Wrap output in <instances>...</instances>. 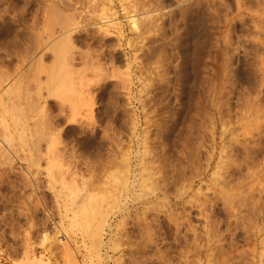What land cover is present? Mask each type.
<instances>
[{"label": "rangeland", "instance_id": "rangeland-1", "mask_svg": "<svg viewBox=\"0 0 264 264\" xmlns=\"http://www.w3.org/2000/svg\"><path fill=\"white\" fill-rule=\"evenodd\" d=\"M51 1L0 0V24L2 23V25L0 26V71H6L8 72V74L12 72V74H9V76L11 75L10 78H12L14 77L13 72L21 69L23 71V74H26V77H32V75H29V72H32L31 70H33V68H31L33 66L30 67L32 61V64H35L34 67L40 65L41 63H45V66L47 65V67L50 66L48 64H53L52 62L53 59H55V56H51L53 53V49L51 48V46H53V42L51 40L55 38V35H57L58 37V34L53 33L54 36H52V33L50 31L47 32V26L45 27V29H47L45 31L44 22L45 25H49L47 22L48 18H50L51 13H53L54 11L57 12L58 9L59 10L57 14L60 13L62 16H60V14L56 15L54 13L55 17L53 14V16H51L52 19L50 18L49 20L50 22L52 20H56V17H61L63 21L65 20V23L67 22L68 18L69 23V17H72L74 15V18L71 19H75V21L71 20L70 22L73 21L76 23L77 18V22L80 21L78 24H83L84 22L83 25L87 26V28L85 27L84 31V26L82 25V27L77 24L76 30H73L70 35V40L72 41V44L74 46L73 50L77 49L74 50L75 52L73 51L75 54H77L76 52L79 51L84 56V53L86 54V51L91 50L92 48V51L95 50L99 52V50L102 49V46L100 47V45L103 44L104 54L101 56L104 57L100 58V64L104 72H106L107 69L112 70V68H110L112 65V67L115 68L114 65L117 66L116 63L120 61L121 63L118 64L122 65H120V67H118L119 65L117 66L120 69L124 65V68L127 69L129 67V62H132L130 65L131 68L129 67L128 72H126V76L130 77V85H128L129 83L127 80L124 79L125 82L123 81V78L126 77H123V75L125 74H123V72L125 71L124 69V71H120L121 74H123L122 79L119 71H117L116 69L112 70L113 72L115 70L119 72V75L117 74V72L114 73L115 75L117 74L116 77L119 76L117 77V79L120 78L118 79V81L120 80L121 84L117 83L118 81H114L116 80L115 77H113L115 79L112 80V76L110 77L112 81L108 78L100 80L99 78L95 77L97 80H100V82L98 81V84L100 83L98 85L96 83V79H92L91 77H89L90 71L87 70L86 63L82 62L85 59L84 57L83 60L79 61L77 66H79V69L80 67H86L85 69L87 70V72L89 71L88 73H85L84 68H82L83 71H81L80 69L83 79H87L88 84H90L89 81L91 80L96 81H92L93 84H90V87L93 85L92 87L95 88L92 89L91 87L92 92L90 93H93L95 92L94 90H97L92 94V96L94 97V95L97 93L95 95V98H92L90 93L89 95L87 94L88 98L93 99L92 101L91 99L87 98L88 100L92 101L93 108H91V110H89L88 112L83 111L77 113L74 117L76 118V121L74 122V120H72V122L70 120L71 116L69 117L70 119L66 118L69 116V114H71L67 110V108H65L69 106L65 104L66 106L64 105V109H66L67 111L65 110L61 112L62 110L59 111L60 109L58 110V108L56 107V105H60V103H58L59 100L57 101L55 99L57 101L55 102V97H49L50 99L46 97V104L48 103L50 105H45L47 111L41 117L44 119V124L43 119H41V122L43 126L47 125L45 122L48 118L47 123H49V125H55L56 123L58 127H55L58 130L56 129L55 132L59 136V141H62L66 144L68 143L67 145L69 146L74 145V147H76H73L74 150L72 152L68 151L69 153H64V161H82L89 163L88 167L91 176L88 175L89 170L86 171L85 169H83L85 168L83 163L81 166H79L80 171L78 175H83L84 180H87L86 182H83H85L89 188L91 187L90 189H94L90 193L93 192L95 195L100 196L103 188H106V184L104 183V174L111 168H113L111 167V163L113 164L117 161L123 160L124 157H128L131 159L134 165L140 159L146 162L148 170L149 172H151L149 175L151 185L149 187L151 189V191L149 190L151 192L149 197L152 200L149 203H146V205L145 203L142 204L143 197L137 198V200L134 196L135 198H126V200L123 201L124 203L121 204L119 208L118 205H116L117 209L116 206H113V208L107 213V220L101 231V235L99 236L100 239L97 238V245L95 244V248H93V245H91L92 239L90 238V236H88V234L81 230L82 228L73 220L71 214L72 212L70 211V213L69 211H65V209L62 210L64 208L62 207L63 203L61 204L62 199H55V196L57 194L56 189L58 188L50 189L47 183V178L43 173H35L33 172L34 170L32 171L30 168V170L27 169V172L26 167L28 166V162L23 159L21 160L22 162H19V159L17 160L13 156H9L10 159L7 158L8 160H11V157H13L11 162L7 159H0V198L2 197L0 199V264H88L89 262H92L93 264H264V191H262L264 190L262 189L264 188V177H262L264 176L262 175L264 174V111H262L264 110V77H262V75H264V71H262L264 70V68H262L264 67V64L261 65L262 69L259 70V60H264V54H262V52H264L262 50L264 49L261 50V48L264 47L260 46L259 50L258 44L257 49H255L256 46H254V43L257 40L260 41H258L259 43L264 42L262 41L264 40L262 39L264 38V27H262L264 26V18H260V14L264 13V10H262L260 7L264 6H260L259 4H264V1L261 0L262 2H259L257 0V4L255 3V0H253V3H251L252 0H248L249 4H247V0H243V3H246L248 5L247 6L242 4V0H237L238 2L236 0H224L223 3L222 0H217L218 4L217 1L215 2V0H184V4L183 0H178L179 5L177 0H163L164 2L161 1L163 5L160 4L161 6H155L157 5V3L159 4L158 0H151L150 4L152 5V7L150 9L151 5L147 2V0H144V4L148 3V5L145 4L144 6H141V2L143 1L136 0V3L138 2V7H142H140V9H142V12H140L139 8V10H136L137 7H135L136 4L132 2L133 0H130V3L127 0L128 3L126 4L128 5H125H131L130 10L133 11V13L131 12L133 15H130L128 13V9L127 11L125 10L126 6H124V4L122 7H125L123 8L125 11H120V9L122 8L121 3H125V0H121L122 2L118 0H108L109 2H106L108 6L104 2L106 0H103L102 2L97 0V4L90 3L91 1L95 0H87L90 5H87L88 3L85 0H81L82 3L80 2V0H60V2L58 0H53L52 2ZM84 1L86 2L85 6L87 8L94 5L98 7L99 3H101L100 5H103L104 7L107 6V8L109 9L113 8L114 11H108V13H106L107 11L105 12V8L103 9L102 6L101 9L105 12H102L104 13L103 19H105L104 16H107V20L103 21L102 18H99V16L102 14L98 11L99 7L97 8V10H93L95 6L93 7V9L89 7L88 9H92L93 11H95L94 13H97L98 11L99 15L98 13L93 15V11L91 10L92 14L88 17V14H90V12L88 13L87 8L84 9L82 7L84 6ZM154 1H156L157 3L155 2V4L153 5ZM167 1L169 3L171 1L173 3H170V5ZM165 2H167L168 5ZM109 3L111 4L109 5ZM195 3L198 5V7L194 6L196 5ZM132 4H134L133 7ZM237 4L239 8H241V11H239V8L235 7L237 6ZM180 5L183 8H181ZM162 6H164L165 8ZM178 6H180L181 9L178 10ZM243 6L247 11L242 8ZM53 7H55L56 9L54 10ZM143 7L146 8L145 11H143ZM188 7L190 8L189 10H187ZM191 7L193 9L196 7L195 9L197 11L195 9H191ZM248 7H250V9H248ZM255 7L258 8L259 11ZM107 8L106 10H109ZM209 8L211 9L208 10ZM235 8L239 10H236ZM155 9L158 10V13ZM170 9L173 10L171 11ZM174 9L178 10V12L175 13ZM135 10L137 13L134 12ZM256 10L260 13V16H257V14L254 13ZM238 11L240 17L237 15ZM86 12L88 14H85ZM112 12L113 14H115V16L109 15L110 13L112 14ZM124 12H126V15H124ZM146 12L148 13V16L152 14L151 16L153 18L156 16H163L164 19L160 17V20H163L162 22H164L165 25L161 24L162 22L159 21V23L162 25L160 27V24L157 22L159 18L157 17L156 20H158L156 21L154 19L153 21L152 17L151 19L146 14H144ZM166 12L169 16L166 14ZM181 12H184V15H179L181 14ZM186 12L188 13L187 18L190 16L192 17L193 15V17L201 19L204 26V31L206 29L205 34L207 44H205V49L203 51V53L205 54H202V58H204V61L201 59L203 63L199 62L200 64L198 63L193 67H197L199 69V72L201 73L198 72L197 68L192 71L193 68L191 67L190 63L183 58V56H185L186 48L188 47V41L186 40V35L183 34L184 32L180 33V31L182 32V30H185L184 24H186L187 18H185L184 16H186ZM138 13L142 17L145 15L144 18L146 23L150 20L156 26L155 22H157L156 29L157 27L160 29L154 31L155 27H152L154 25L151 22L147 23L149 25H146V23L143 22V24L145 23V25L142 26V24H140L142 23V20H140L141 22L139 21V19L142 18H139L140 16ZM251 13H253V15ZM75 14L80 15L76 16ZM66 15L70 16L68 17ZM86 15L89 20L91 19L92 15L95 16L92 17L93 21L90 20L92 23L88 22V18L86 17ZM96 15H98V19L100 20L96 19ZM122 15L124 16V18ZM137 15L139 16V19L137 18ZM46 16L47 20L44 21L46 19ZM64 16H66L67 18H63ZM134 16L136 17V19L134 18ZM236 16L237 18H235ZM82 17L84 18V20ZM129 17H132V19H134L135 21L138 19L139 26L137 25V23H135L137 25L136 28L138 29V27H140L138 31L140 30V32L142 31V33L145 32V36L144 34L138 32L135 28L134 29L136 30V32L134 33V29H132V31L131 29L129 30L131 26L128 24H130V22L128 21L127 23L126 21L129 19ZM168 17H171L172 19ZM173 17L174 19L177 18L176 22L175 20L173 21ZM180 17H184L183 20L185 21H182V18ZM262 17H264V14H262ZM61 18L60 20L62 21ZM212 18H214L215 20ZM41 19L42 23L40 24L41 26L43 25L42 27H40L39 24ZM114 19L116 22L118 19L121 27L118 26L116 22H114ZM259 19H262L260 21L262 23L259 22ZM109 20L111 23H114H112L114 27L111 28L112 25H109V30L108 27L106 28L108 30L106 31L109 32L108 35L107 32H104L97 26H99L100 23L101 26L105 27ZM169 20L171 24L167 22ZM57 21L59 22V20L53 21L54 26L57 25L55 24V22ZM179 21H181V23L183 22V26ZM216 21L218 22V24ZM53 22L51 23L53 24ZM86 22L89 24H86ZM110 22L108 24H110ZM172 22H174L176 25L180 24L179 26L177 25V27H180L181 29L180 30L179 28H177V30H180L179 32L177 30H174L176 28V25ZM224 22L226 24H229L230 22L231 23L229 25H225ZM126 23L128 26H130L129 28L128 26H126ZM207 23H209V25ZM258 23H260V25ZM52 24L49 25V29L51 26L50 30H52ZM94 24H97V26H94ZM151 24V27L153 29L149 28ZM31 25H33L34 27H31ZM58 25L56 27H58ZM88 25L92 26L88 27ZM140 25L144 28H148L147 30L152 29V33L146 31V28H143V30ZM4 26L7 30L4 28ZM116 26H118L119 28ZM1 27L6 30L4 33L1 32ZM56 27H54V31L56 30ZM79 27H81L83 31ZM93 27L95 29L97 28L103 31L105 37L104 35H102L103 32H99V30H97L98 32H96ZM182 27H184V29ZM131 28H133V26ZM111 29L114 33L111 31ZM219 30H221L222 33ZM222 30H225L226 33ZM215 31L219 32V34ZM34 32H37L36 35L38 36L35 37ZM95 32L96 36L94 39L93 37L95 35ZM256 32H259L260 35H258ZM49 33L51 34V37L49 36ZM135 33L139 35L141 34V36L136 35ZM213 33L217 35L215 36ZM99 34H101L102 36ZM225 34L228 38H225ZM135 35L139 36L140 39L136 38ZM142 36H144V38ZM253 36H257L255 39L260 36V39L258 38L256 41H254ZM89 37H91V39ZM87 38H89L91 41H88ZM117 38V42L120 43L116 42ZM127 38L130 39V41L127 42ZM41 39L44 40L43 44H39V42H41ZM81 39L84 40V42H80ZM99 39L103 41V43L99 41ZM223 40H226V42ZM104 41L107 45L109 43L111 44L108 45L110 48L116 47L119 44L120 48L118 46L116 47L119 52L113 48L114 50L112 53L114 57L112 58L114 59H112L111 61L114 64H112L111 61L107 62L109 60L107 53L108 46L104 44ZM140 41L142 43H140ZM239 41L241 42L240 50L242 49L243 51L237 49V46L240 43ZM129 42L133 43L131 45H133V47L136 46V48L132 49L133 47L129 44ZM125 43H128V47L131 46V48H128ZM222 43L224 44V46L226 43L227 46L225 49H228L229 51L226 50L225 53L222 54L223 52L218 53L219 49H216L217 51L214 52V49L217 48L214 47V45H220V51L225 50L224 47L221 46ZM94 44L95 46H93ZM137 44H139L140 46ZM47 45H50V48ZM179 45L183 46L180 47ZM235 45L237 46L235 47ZM45 46L50 49V52H52L51 54L49 52V49L45 48ZM105 46L107 47V49L105 48ZM178 46L179 48H181L180 50L177 49ZM212 46L214 47V49ZM40 47L43 51H40ZM81 47L84 50H82ZM151 47L154 48V50H152ZM138 48L141 52L137 50ZM222 48L224 50H221ZM105 49L107 52L105 51ZM131 49L132 51H136V53H139L134 54L133 52L136 58L139 55L137 58L138 60L131 55ZM235 49L240 51L243 54V57L240 56L241 53H239ZM45 50H47V52ZM181 50L183 51V56L179 57L180 54H182ZM257 50L261 52L258 53ZM227 51L229 52V54H231H227ZM233 51L234 54H236L235 51H237L238 54L234 55L237 58L236 60H238L236 61V65H232L235 63V60L233 61L235 57L232 56ZM21 54H23V57ZM119 54L121 58L119 57ZM219 54L221 56L223 55L224 57L219 56ZM36 55L37 57H35ZM39 55L40 57H42L43 55V61L42 58L40 59ZM44 55L46 59L44 58ZM143 55L145 56V58L146 56H148L147 58L150 57L151 59L149 58L148 60H145ZM140 56L142 59H144L143 62H141L142 59L140 60ZM19 57H21V59ZM31 57H39L40 61L36 59L39 63L36 65V60H32ZM132 57L135 58V61ZM205 57L208 58L206 59ZM245 57L247 58L245 59ZM2 58H4V61H2ZM181 58H183L184 60ZM222 58H226V63L224 62V60L222 61ZM47 59L51 62L48 63ZM179 59L181 61L183 60V64ZM45 60L48 64L45 62ZM124 60L125 63L122 62ZM209 60H211V62H209ZM21 61H24L23 64H21ZM137 61H139V63ZM220 61H222L221 64L225 63L224 70H222L223 67L221 65L219 66ZM5 62L6 64L8 63V68L7 66L5 67V65H3L5 64ZM105 62L110 64L106 67ZM205 62L206 64H209L210 67L209 65H204ZM176 63H179L180 66H174L176 65ZM136 64H138V66ZM226 64H228V67H226ZM126 65H128L127 68ZM132 65L134 66L132 67ZM181 65H185V68L181 69ZM24 66L29 68V70L31 68V70L28 71V69H25ZM136 66L139 69L142 68V70L140 69V71L138 69L139 71H137ZM204 66L207 67L206 72ZM208 68H210V70ZM211 68L213 69L211 70ZM10 69L11 71H9ZM184 69H186V71ZM19 70L15 73V75H18ZM190 70L194 73L190 72ZM225 70L230 74L228 72L225 73ZM241 70H243V73L241 72ZM112 71H110V74ZM178 71L179 79H177ZM182 71H185L183 73V76L181 74ZM187 71H189L191 77L186 76L189 74L186 73ZM209 71L211 73H209ZM26 72H28V76ZM108 72L109 71L107 70V74H109ZM141 72L143 75L142 78L141 75H139L141 74ZM154 72L156 73V75ZM196 73L199 75V77ZM205 73L206 76L210 74L209 80L207 81L206 79H208V76L206 77L204 75ZM222 74L225 76L226 80L225 78H222ZM42 75L44 76L43 73ZM42 75L40 73L41 83L44 82ZM138 75L140 77H136ZM200 76H203V78L205 77L206 82L202 83L203 79L202 81H200ZM31 77H28V80L25 78L26 82L25 80H23L24 83L26 84L28 81L31 82V86L32 84L36 85L37 83L34 80V76L33 78ZM146 77H148L150 81ZM133 78L134 83L132 82ZM145 78L149 81L147 86H145V83L147 81L143 82L144 85L141 82L145 80ZM191 78H193L195 85L193 84V81L190 80ZM182 79L183 81H180ZM227 79H229V81ZM103 80H105V82H103L102 84L101 81ZM225 81L228 82L226 83ZM187 82L189 84L191 82L193 88L191 84L190 86H188L189 84ZM84 83H87V81H85ZM112 83L116 85L113 87ZM140 83L142 85H140ZM9 84L10 80H5L1 84V86L3 87L0 86V90H5L9 86ZM208 84L212 85L211 90L213 92L211 90H208ZM95 85L97 86V88L99 87L100 90H98L99 88L97 89ZM122 85L123 88L124 86L127 87L126 85H128V87L123 89ZM142 86L145 87L143 88ZM153 86H156L158 90H153ZM119 87L123 89V92ZM178 87L180 89H177ZM191 88L195 92H192V90H190ZM125 89H128L130 91H124ZM137 89H142V92L138 91ZM217 89L218 91H220L219 93L218 91L215 92V90ZM196 90H198L199 93ZM199 90H201V92ZM115 91L118 93H116ZM125 92L128 93V95ZM185 92H187L186 95L183 94ZM211 92L214 94L217 93V95L215 94L217 97H215L214 94H211L212 96H210ZM189 93H191V95H189ZM200 94L202 95L200 96ZM59 108H61V105ZM84 112H86L87 114H83ZM64 115L67 116L65 117ZM78 115H81V117H79ZM64 117L68 120H66ZM49 125L47 126L49 127ZM221 159L222 161H220ZM6 160L8 162H6ZM109 160L111 163L108 162ZM108 163H110V165ZM75 177L77 178L79 176ZM76 180H78V178ZM81 180L82 179L80 178L77 183H82ZM217 182L219 184H216ZM86 184L85 188L87 189L88 187L86 186ZM220 184L221 187L219 186ZM94 186L96 189L94 188ZM227 188L231 189V191ZM97 189L99 194L95 192L97 191ZM104 192H102V194ZM220 192L223 193L221 194ZM231 195L234 198L231 197ZM132 199H136V201L133 202ZM52 200H54L55 202ZM138 202L141 203L139 204ZM63 211L65 215L63 214ZM70 218L72 219V221ZM145 225H147V227ZM74 227H76L77 230ZM140 227H143L141 229H144V231L141 230ZM67 236L68 238H66ZM60 241H62L63 243ZM64 243H67V245L64 246ZM66 249H68L69 251ZM69 255L71 256V258Z\"/></svg>", "mask_w": 264, "mask_h": 264}, {"label": "bare ground", "instance_id": "bare-ground-1", "mask_svg": "<svg viewBox=\"0 0 264 264\" xmlns=\"http://www.w3.org/2000/svg\"><path fill=\"white\" fill-rule=\"evenodd\" d=\"M51 1V0H50ZM53 1V0H52ZM51 1V2H52ZM59 2H60V0H58ZM87 3H88V1L87 0H85ZM84 1V6H85V2ZM95 1H96V3H95ZM95 1H91L90 3H94V4H97V2L98 1H103V0H95ZM111 1V0H110ZM118 1H121V0H118ZM130 0H128V2H129ZM132 1V0H131ZM137 1H140V0H137ZM141 1H143V2H141V6H144L145 4L146 5H148V3L150 4V2H151V0L149 1V0H147V2L148 3H145L144 4V0H141ZM161 1H163V0H158V2H159V4L156 2V1H154V3H153V5L155 4V2L157 3V5H155V6H161L160 4H162V2ZM172 1V0H171ZM170 1V3L172 4L173 2H171ZM178 1V0H177ZM176 1V2H177ZM196 1V0H195ZM194 1V2H195ZM214 1V0H213ZM212 1V2H213ZM217 0H215V2H216ZM223 1L224 0H222V3H223ZM237 1V0H236ZM241 1V0H240ZM246 1V0H245ZM251 1V0H250ZM249 1V2H250ZM259 2H262V1H264V0H258ZM258 1L257 0H255V3H257L258 4ZM48 2V1H47ZM64 2V1H63ZM76 2V1H75ZM80 2H81V0H80ZM105 2V4L107 5V3L106 2H109L108 0H106V1H104ZM103 2V3H104ZM122 2V1H121ZM124 2V1H123ZM127 2V0H125V3H121L120 5H121V7L123 6V4H124V6H126V5H128V4H126V3H128ZM133 3H135L136 5H137V3H136V0H135V2H134V0L132 1ZM131 2V3H132ZM161 2V3H160ZM164 2V1H163ZM168 2V1H167ZM167 2H165V3H167ZM181 2V1H180ZM184 0H183V4H184ZM210 2V1H209ZM238 2V1H237ZM236 2V3H237ZM247 2V4H249L248 3V0L246 1ZM254 1L252 0V2L251 3H253ZM68 3H69V1H68ZM82 3V2H81ZM90 3H88L87 5H90ZM112 3V2H111ZM111 3H109V5L111 4ZM130 3V2H129ZM142 3H143V5H142ZM169 3V2H168ZM168 3H167V5H168ZM169 3V4H170ZM214 3V2H213ZM222 3H221V5H222ZM235 3V2H234ZM254 3V4H255ZM49 4V3H48ZM50 4H53V3H50ZM101 3H99V5H98V7H99V13H102V12H104L102 9H101V7L103 6V5H100ZM126 4V5H125ZM170 4V5H171ZM177 4V3H176ZM182 4V3H181ZM182 4V5H183ZM194 4V3H193ZM196 4V3H195ZM212 4V3H211ZM217 4H218V1H217ZM233 4V3H232ZM241 4V3H240ZM242 4L243 5H247L246 3H243V0H242ZM241 4V5H242ZM256 4V5H257ZM260 4V6H264V4H262V3H259ZM56 5V4H55ZM91 5H93V4H91ZM105 5V6H106ZM119 5V6H120ZM135 5V7H137L136 8V10H139L140 9V7H138V5L136 6ZM151 5V4H150ZM149 5V6H150ZM163 5V4H162ZM178 5H179V1H178ZM210 5V4H209ZM208 5V6H209ZM215 5V4H214ZM240 5V6H241ZM68 6V5H67ZM80 6H82V5H80ZM82 6L84 9H86L87 7L85 6ZM95 6V5H94ZM94 6H89L90 8H92L93 9V7ZM108 6V5H107ZM107 6L106 7H104L103 6V9L105 8V12L106 13H108V11L110 12V11H114V9L112 8V9H109V8H107ZM113 6V5H112ZM115 6V5H114ZM131 5L129 4V6H126V8L125 7H122L121 9H120V11L121 12H123L122 10H124L123 8H125V10L127 11V9H128V13L131 15L132 13H133V11H131L130 10V7ZM134 6V4H132V7ZM148 6V7H149ZM165 6V5H164ZM164 6H162V7H164ZM177 6V5H176ZM181 6V5H180ZM180 6H178V10L179 9H181V8H183L182 6H181V8H180ZM191 6V5H190ZM194 6H197L198 7V5L196 4V5H194ZM216 6V5H215ZM237 6H238V4H237ZM237 6H235L236 8H239V6L237 7ZM248 6V5H247ZM246 6V7H247ZM255 6V5H254ZM258 6V5H257ZM259 6V7H260ZM65 7V6H64ZM88 7V8H89ZM97 6H95V8L93 9V10H97V8H98ZM128 7V8H127ZM134 7V8H135ZM146 7V6H145ZM151 7H152V5L150 6V9H151ZM185 7H187V6H185ZM229 7V6H228ZM54 8V10L56 9L55 7H53ZM87 8V10H88V13L90 12V14H88L87 12L85 13V14H88V17L92 14V12H91V10L92 9H88ZM106 8L107 9H109V10H106ZM111 8V7H110ZM116 8V7H115ZM139 8V9H138ZM142 8V7H141ZM144 8V7H143ZM147 8V7H146ZM146 8H144V10L143 11H145L146 10ZM154 8V7H153ZM157 8V7H156ZM159 8V7H158ZM165 8V7H164ZM176 8V7H175ZM196 8V7H195ZM194 8V9H195ZM212 8V7H211ZM211 8H209L208 10H210ZM216 8V7H215ZM220 8V7H219ZM235 8V9H236ZM243 9H244V6L242 7ZM256 8V7H255ZM262 10H264V7H260ZM133 9V8H132ZM177 9V8H176ZM176 9H174V11H175V13L176 12H178V10H176ZM190 8L188 7V9L187 10H189ZM191 9H193L192 7H191ZM193 9V10H194ZM214 9V8H213ZM226 9V8H225ZM229 9H231V8H229ZM228 9V10H229ZM234 9V8H233ZM240 9V10H239ZM239 9H236V10H239V11H241V8H239ZM242 9V10H243ZM248 9H250V7H248ZM256 9H258V8H256ZM52 10V9H51ZM53 10V11H54ZM59 10V9H58ZM58 10H57V12L56 11H54L53 13H51V15H50V18H51V16H53V14L55 13L56 15H59V14H57L58 13ZM87 10H84V11H87ZM92 10V11H93ZM100 10H102V11H100ZM124 10V11H125ZM134 10V9H133ZM136 10L134 11L135 13H137L136 12ZM142 9H140L139 11L140 12H142L141 11ZM154 10V9H153ZM156 10V9H155ZM163 10V9H162ZM171 11L173 10V9H170ZM186 10V9H185ZM185 10H184V12H185ZM196 10V9H195ZM236 10H235V12H236ZM245 10V9H244ZM243 10V11H244ZM252 10V9H251ZM98 11H97V13H98ZM130 11V12H129ZM138 11V12H139ZM152 11V10H151ZM157 11V13H158V10H156ZM166 11V10H165ZM164 11V12H165ZM174 11H173V14H174ZM181 11V10H180ZM197 11V10H196ZM218 11V10H217ZM239 11L237 12V15L239 16ZM242 11V12H243ZM245 11H247V10H245ZM258 11H259V9H258ZM75 12V11H74ZM95 11H93V15L94 14H97V13H94ZM104 12V13H105ZM132 12V13H131ZM155 12V11H154ZM168 12H169V10H168ZM184 12L182 13L181 12V14H179V15H184ZM200 12H201V10H200ZM206 12H207V10H206ZM211 12V11H210ZM249 12V11H248ZM45 13V12H44ZM47 13V12H46ZM99 13H98V15H99ZM104 13H102L100 16H99V18H102V20L104 21V20H107V16L105 17L104 16V18L105 19H103V14ZM117 13V12H116ZM153 13V12H152ZM156 13V12H155ZM154 13V14H155ZM160 13V12H159ZM161 13H162V11H161ZM170 13H172V12H170ZM191 13V12H190ZM195 13V12H194ZM254 13H256L257 14V16H260L261 15V17L260 18H264V17H262V14H264V13H262V14H260L259 12H257V10L254 12ZM55 14H54V17H55ZM123 14V13H122ZM139 14V13H138ZM142 14V13H141ZM144 14H148L147 12L146 13H144ZM151 14V13H150ZM149 14V15H150ZM164 14V13H163ZM166 14L168 15V13L166 12ZM165 14V15H166ZM187 12H186V16H184L185 18H187ZM220 14V13H219ZM248 14V13H247ZM252 15H253V13H251ZM255 14V15H256ZM260 14V15H259ZM76 15V14H75ZM80 15V14H79ZM79 15H76V16H79ZM92 15V17H95V16H93ZM98 15H96V19H98ZM106 15H108V14H106ZM110 16H115V14H113V12H112V14L110 13L109 14ZM124 15H126V12H124ZM133 15V14H132ZM152 15V14H151ZM148 16V17H152V16ZM157 15H159V14H157ZM178 15V14H177ZM232 15V14H231ZM230 15V16H231ZM1 16V15H0ZM16 16V15H15ZM60 16H62L61 14H60ZM66 16H68V15H66ZM66 16H64L63 18H65ZM70 16V15H69ZM68 16V17H69ZM74 16V15H73ZM69 17L70 18V20H69V23H68V18H67V22L65 23L64 21H63V19L61 18V17H56V18H53V19H56V20H59V22L57 21V22H55V24H59L58 25V27H56V26H54V22L53 21H56V20H52L51 22H53V24L49 21L50 20V18H48V20H47V16H46V19L44 20V21H46L47 20V22H48V24L49 25H53L52 26V30L54 31V27H56L55 29V31H56V33H55V31L53 32L52 30H50L51 29V26H50V29H49V25H45V22H44V29H45V27L47 26V29H45V31L47 30V32L48 31H50L51 33H52V36H54V34H58V37H57V35H55V38L53 39V40H51L53 43H52V45L53 46H51V48L53 49V53L52 52H50V45H47V46H49V48L47 47V46H45V48H48L49 49V52H50V54L52 53V55L51 56H55V59H53V64H48V63H50L51 61H49L48 59H49V57H48V63L46 62V60H45V62L48 64V65H50V66H48L47 67V65L45 66V63H41L40 65H37L39 62L38 61H40V59L43 57V55H42V57H40V55H39V57H40V59H39V57L38 58H35V57H37V55L34 57V58H32V60H36L35 61V63H36V67H34V65L32 64L33 63V61H32V63L30 64V67L31 66H33V67H31V68H33V70H31V68H30V70L32 71V72H29V75H32V77L31 76H28V72H26L27 73V76L28 77H31V78H33V76H34V80H35V82L37 83L36 85H33L32 84V86H34V87H32L31 86V82H28L27 81V83L25 84L24 83V81L23 80H25V78L27 79L28 77H26L25 75L26 74H23V71L20 69H18L19 70V73H18V75H15V73L18 71H16V72H13L14 73V77H12V78H10V76H9V74H12V72L11 73H9L8 74V72H6V71H0V86H1V84L5 81V80H7V79H9L10 80V84H9V86L4 90H0V159H7V158H9V156H13V157H15L17 160L19 159V162H22L21 160L23 159V160H25L26 162H28V166L26 167V171L28 172V170H34L33 172H35V173H43L45 176H46V178H47V183H48V186H49V188L50 189H56V188H58V189H56L57 190V194H56V196H55V199L56 198H61L62 199V202H61V204L63 203V205H62V207H64L62 210H64L65 209V211H71L70 213L72 214V218H73V220L76 222V224L77 225H79L81 228H79V229H81V230H83L86 234H88V236H90V238L92 239V242H91V245H93L92 247L93 248H95L94 246H95V244L97 245V238H99V236L101 235V231H102V229H103V227H104V225H105V223H106V220H107V213H108V211L109 210H111L112 208H113V206H116V205H118V208L121 206V204H123L124 202L123 201H125L126 200V198H128V197H133V198H135L136 197V199L137 198H142L143 199V201H142V204L143 203H149L152 199L149 197V195H150V191H151V189L149 188L151 185H150V177H149V175H150V173L151 172H149V170H148V167H147V165H146V162H144L142 159H140L139 161H137V163L134 165L133 164V162L131 161V159L130 158H128L127 156V158H123V160H120V161H117V162H115V163H111L110 162V160L108 161V162H110L111 163V167H113V168H111V169H113V170H109V171H107L104 175H105V177H104V175H103V177L105 178V180H104V183L106 184V188L104 189L103 188V190H102V192H104V190H105V192L102 194V192H101V195L99 196V195H95L93 192V194L92 193H90L92 190H94V189H90L88 186H87V184L85 183L86 181L84 180V176L82 177L81 175H78L79 174V171H80V168H79V166H81L82 165V163L84 164V167L85 168H83V169H85L86 171H88L89 170V167H88V164L89 163H87V162H82V161H73V162H69L68 160V162L67 161H64L63 160V158L65 157L64 156V153H66V152H68V151H73L74 149H73V147H74V145H67L66 143H64V142H62V141H59V139H58V134L55 132L56 131V127L55 126H57L56 125V123H55V125H49V123H47L48 122V118H47V121L45 122L47 125H49V127L47 126V125H45V126H43V124H44V119L43 118H41L42 117V115H44V113L47 111L46 109V106L47 105H50V104H46V97L47 98H53V97H55L54 98V100L56 99L57 101H58V103H60V105H61V108H59L60 107V105L58 106V105H56V107L58 108V110L59 111H61V112H63V111H65L66 109H64V105L66 104L67 106H69V107H65V108H67V110L71 113V114H69V112H68V114H69V116L68 117H66L65 115V117L66 118H68V119H70L69 117L71 116V121L72 120H74V122L76 121L75 119L76 118H74L75 116H76V114L77 113H80V112H83V111H86V112H88L89 110H91V108H93L92 106H93V103H92V101H93V99L92 98H95V95L97 94H95L94 95V97L92 96V94L93 93H95L97 90H94L95 92H93V93H90V92H92L91 91V87L93 86H91L90 87V84H93V82L95 81V80H91V81H89V83L90 84H88V80L87 79H83V76H82V74H81V71H83V69L82 68H84V67H80V69H81V71H80V69H79V66H77V64L79 63V61H81V60H83L84 59V57H85V59L82 61L83 63H86V66H87V70H89L90 71V76L89 77H91L92 79L94 78V79H96V78H99L100 80L101 79H106V78H108V79H110V77L112 76V80L113 79H115L116 78V80H114V81H118V79H120V78H118L117 79V77H119V76H117L116 77V75L120 72V71H124L123 72V74H121V72H120V76H121V79H122V75H123V77L124 76H126V72H128V68L130 67V65H131V63L132 62H129V67L127 68V66L128 65H126V68L127 69H125L124 67H125V65L120 69V68H118V67H120V65H122V64H118V63H121V61L120 62H118V63H116V65L118 66H115L114 65V67L115 68H113L111 65V67L110 68H112V70L113 69H116L117 71H119V72H117L116 70L114 71L115 73L117 72V74L115 75V73L112 71V70H109V69H107L109 72V74H107V70H106V72H104V70L102 69V67H101V64H100V58L101 57H104V56H101V55H103L104 54V47H103V44L102 45H100V47L102 48L101 50H99V52H97V51H95V50H93L92 51V49L91 50H87L86 51V49H85V51H86V54L84 53V56L81 54V52H79V51H77L76 53L77 54H75L74 52V50H77V49H74L73 50V48H74V46H73V44H72V41L70 40L71 39V37H70V35H71V33L73 32V30H76V26H77V24L80 22L79 20V22H77V18H76V23L75 22H70L71 20H74L75 21V19H71V18H74V17ZM118 16V15H117ZM123 16V15H122ZM139 16H140V14H139ZM138 15H137V18L139 17ZM145 16V15H144ZM144 16L142 17V16H140L139 18H142V19H139V21L140 20H142V23H140V24H142V26L143 25H145V18H144ZM146 16V17H147ZM156 16V15H155ZM169 16V15H168ZM172 16V15H171ZM189 16H190V14H189ZM18 17V16H17ZM44 17V16H43ZM86 17H87V15H86ZM87 17V18H88ZM92 17H91V19L90 20H92ZM121 17V16H120ZM119 17V18H120ZM158 16H156V17H152L153 18V21H154V19L156 20V18H157ZM160 17H162L163 18V16H159L158 18H159V20L157 21L158 23H159V21H161L160 20ZM166 17V16H165ZM184 17L182 18V17H180V18H182V21H185V20H183L184 19ZM205 17V16H204ZM215 17V16H214ZM227 17V16H226ZM229 17V16H228ZM240 17V16H239ZM256 17V16H255ZM255 17H252V18H255ZM60 18L62 19V21L60 20ZM83 18V17H82ZM108 18H110V17H108ZM113 18V17H112ZM111 18V19H112ZM117 18V17H116ZM115 18V19H116ZM123 18H124V16H123ZM122 18V19H123ZM127 18V17H126ZM125 18V19H126ZM134 18L136 19V17L134 16ZM144 18V19H143ZM151 18V19H152ZM168 18H170V19H172L171 17H168ZM235 18H237V16L235 17ZM43 19V18H42ZM42 19L40 20V22H39V24L40 23H42L41 21H42ZM52 19V18H51ZM95 19V18H94ZM115 19H114V22H116L115 21ZM138 19L135 21L134 19H132V17L130 18L129 17V19L128 20H126L127 21V23H128V21L130 22V24H128V25H130L131 27L133 26V28H131L130 26H128L127 25V23H126V26H128V28H129V30L131 29V31H132V29H136L137 31H138V29H140V27H138V29L136 28L137 27V25H138ZM147 19H149V18H147ZM164 19V18H163ZM177 19V18H176ZM176 19H174V17H173V21L175 20V22H176ZM212 19H214V18H212ZM219 19V18H218ZM258 19V18H257ZM3 20V19H2ZM2 20H1V22H2ZM83 20H84V18H83ZM87 20V19H86ZM89 20V18H88V22H90V23H92L91 21ZM98 20H100V19H98ZM101 20V21H102ZM144 20V21H143ZM168 20V19H167ZM215 20V19H214ZM222 20V19H221ZM256 20V19H255ZM262 19H259V22L261 21ZM4 21V20H3ZM93 21V20H92ZM163 21V20H162ZM161 21V22H162ZM47 22H46V24H47ZM82 22V21H81ZM106 22V21H105ZM109 22H110V20H109ZM108 22V23H109ZM141 22V21H140ZM143 22H145L144 24H143ZM149 22H151L152 23V21H148L147 23H149ZM157 22H155L156 23V26H157ZM167 22H169L170 24H171V22H170V20L169 21H167ZM178 22V21H177ZM180 23H181V21H179ZM206 22V21H205ZM217 22V21H216ZM227 22H228V20H227ZM74 23H75V25H74ZM94 23V22H93ZM96 23V22H95ZM98 23V22H97ZM107 23V22H106ZM106 24L105 25V27L104 26H101L100 25V23H99V26H97V24L95 25L94 24V26H97L99 29H101V30H103L104 32H107L108 30H109V25H112V23L110 22V24ZM117 24H118V26H120V24H119V22H118V19H117V22H116ZM115 23V24H116ZM135 23H137V25L135 24ZM146 23V25H149V24H147ZM172 23H174V22H172ZM225 23V22H224ZM231 23V22H230ZM229 23V24H230ZM256 23H257V21H256ZM260 23H262V22H260ZM260 23H258L259 25H260ZM33 24H34V22H33ZM63 24V25H62ZM83 24H84V22H83ZM82 23H80V24H78V25H80V26H82L83 25ZM86 24H89V23H87L86 22ZM114 24V23H113ZM153 24V23H152ZM152 24L150 25V27L149 28H152V27H155V29H156V26L154 25V26H152ZM160 24V23H159ZM161 24H164L165 25V23L164 22H162ZM160 24V27L162 26ZM169 24V25H170ZM175 24V23H174ZM182 24V26H183V22L181 23ZM208 25H209V23H207ZM213 24V23H212ZM211 24V25H212ZM217 24H218V22H217ZM228 23L226 24L225 23V25H229ZM2 25V23L0 24V26ZM3 25H4V22H3ZM72 25H74V26H72ZM136 25V26H135ZM176 25V24H175ZM174 25V26H175ZM178 25V24H177ZM177 25H176V28L174 29V30H177V28H179L180 29V27H177ZM180 25V24H179ZM178 25V26H179ZM186 25V26H185ZM206 25V24H205ZM262 25V24H261ZM7 26V25H6ZM36 26V25H35ZM43 26V25H42ZM41 26V24H40V27H42ZM72 26V27H71ZM84 26V25H83ZM82 26V27H83ZM91 27L92 25H88V27ZM101 26V27H100ZM118 26H116V27H118ZM135 26V27H134ZM139 26V25H138ZM141 26V25H140ZM141 26V27H142ZM152 26V27H151ZM218 26H220V25H218ZM252 26H253V24H252ZM31 27H34L33 25H31ZM37 27V26H36ZM85 27L87 28V26H84L83 27V29H84V31H85ZM102 27H103V29H102ZM108 27V30L106 29ZM114 27V25H112V27L111 28H113ZM121 27V26H120ZM184 27H185V30L183 31L182 30V32L178 29L177 31L179 32L180 31V33H183L184 35H186V40L188 41V47L186 48V51H185V56H183V48H182V54H180V56L179 57H182L183 56V58L187 61V62H189L190 63V65H191V67L193 68L195 65H197L199 62H202V60L204 59V58H202V54H205V53H203V51H204V47H205V44H207L206 42V34H205V31H206V29H205V31H204V26H203V23H202V21H201V19H199V18H197V17H193V15H192V17L190 16V17H188L187 19H186V24H184ZM184 27H182L183 29H184ZM213 27H215V26H213ZM227 27V26H226ZM256 27V26H255ZM258 27V26H257ZM262 27H264V26H262ZM2 28V27H1ZM4 28L6 29V27L4 26ZM80 29H81V27H79ZM94 28V27H93ZM92 28V29H93ZM119 28V27H118ZM144 27H142V29H143ZM146 28V27H145ZM144 28V29H145ZM172 28H173V24H172ZM212 28V27H211ZM222 28V27H221ZM5 29H1V32H5L6 30ZM39 29V28H38ZM95 29V28H94ZM99 29H95L96 30V32H98L97 30H99ZM134 29V31H133V33L134 32H136V30ZM143 29V30H144ZM148 28H146V31H148V32H151V30L153 29H149V30H147ZM154 29V31H157V29H160V28H158L157 27V29L155 30ZM217 29H218V27H217ZM82 30V29H81ZM94 30V31H95ZM101 30H99V32L101 31ZM107 30V31H106ZM114 30V29H113ZM123 30V29H122ZM213 30V29H212ZM79 31V30H78ZM83 31V30H82ZM93 31V30H92ZM103 31H101V32H103ZM111 31H112V29H111ZM121 31V30H120ZM130 31V32H131ZM153 31V32H154ZM220 32H221V30H219ZM222 31H224L225 33H226V31L225 30H222ZM262 31V30H261ZM38 32V31H37ZM36 32V33H37ZM77 32V31H76ZM96 32L94 33L95 35H94V39H95V36H96ZM104 32H103V34L102 35H104ZM113 32V31H112ZM138 32H140V30L138 31ZM137 32V33H138ZM176 32V31H175ZM214 32V31H213ZM216 32V31H215ZM36 33L34 32V36L36 37V36H38V35H36ZM54 33V34H53ZM108 33V35H109V32H107ZM114 33V32H113ZM124 33V32H123ZM137 33H135L136 35H139V34H137ZM141 34H144V33H142V31L140 32ZM152 33V32H151ZM158 33V32H157ZM216 33H218L219 34V32H216ZM222 33V32H221ZM258 35H260V33L259 32H256ZM32 34V33H31ZM50 34V33H49ZM106 34V33H105ZM111 34V33H110ZM141 34L139 35V36H141ZM182 34V35H183ZM214 34V33H213ZM224 34V33H223ZM262 34V33H261ZM99 35H101V34H99ZM101 35V36H102ZM112 35H114V34H112ZM134 35V34H133ZM135 35V36H136ZM178 35V34H177ZM215 35V34H214ZM217 35V34H216ZM215 35V36H216ZM229 35V34H228ZM254 35V34H253ZM257 35V36H258ZM50 37H51V34L49 35ZM48 36V37H49ZM91 36V35H90ZM139 36H136V38H139L140 39V37ZM144 36H145V34H144ZM144 36H142L143 38H144ZM154 36V35H153ZM224 36V35H223ZM256 36V37H257ZM32 37V36H31ZM104 37H105V35H104ZM103 37V38H104ZM106 37H107V35H106ZM155 37V36H154ZM153 37V38H154ZM184 37V36H183ZM214 37V36H213ZM220 37V36H219ZM254 38V41H256L258 38L260 39V36L257 38V39H255L256 37L255 36H253ZM38 38V37H37ZM83 38V37H82ZM90 39H91V37H89ZM89 38H87V40L89 41L90 39ZM99 38V37H98ZM130 38V37H129ZM223 38V37H222ZM225 38H228L227 36H226V34H225ZM224 38V39H225ZM252 38V37H251ZM262 38V37H261ZM47 39H49V38H47ZM128 39V38H127ZM139 39H136V40H139ZM213 39V38H212ZM217 39H219V38H217ZM221 39V38H220ZM262 39H264V38H262ZM35 40V39H34ZM33 40V41H34ZM84 40H85V38H84ZM84 40H82L81 39V41L80 42H84ZM97 40V39H96ZM214 40H215V38H214ZM222 40V39H221ZM227 40V39H226ZM226 40H223V41H225L226 42ZM3 41H4V39H3ZM91 41V40H90ZM99 41H101L100 39H99ZM118 41V38H117V40H116V42ZM121 41V40H120ZM128 41H130V39H128L127 40V42ZM142 41V40H141ZM140 41V43H142ZM238 41V40H237ZM244 41H246V40H244ZM243 41V42H244ZM259 40H257L256 42H258ZM262 41H264V40H262ZM71 42V43H70ZM79 42V43H80ZM95 42V41H94ZM102 43H103V41H101ZM105 42V41H104ZM214 42V41H213ZM240 42V41H239ZM238 42V43H239ZM252 42V41H251ZM254 43L255 45L254 46H256V48L255 49H257V47H258V49L260 48V46L261 47H264V42H262V43ZM44 43V40H42L41 39V42H39V44H43ZM100 43V42H99ZM117 43H120V42H117ZM138 43V42H137ZM139 43V44H140ZM176 43V42H175ZM217 43V42H216ZM237 43V44H238ZM4 44H5V42H4ZM12 44V43H11ZM101 44V43H100ZM104 44H106V42L104 43ZM110 44V43H109ZM108 44V45H109ZM126 45H127V47H128V43H125ZM129 44L131 45V44H133V43H130L129 42ZM139 44H137V45H139ZM153 44V43H152ZM215 44V43H214ZM240 44H241V42L239 43V48H238V46L237 45H235V47L237 46V49L238 50H240ZM257 44H258V46H257ZM262 44V45H261ZM79 45V44H78ZM107 45V44H106ZM107 45V46H108ZM111 45V44H110ZM125 45V46H126ZM175 45V44H174ZM176 45H178V44H176ZM251 45V44H250ZM6 46H7V44H6ZM44 46V45H43ZM93 46H95V44L93 45ZM115 46H116V43H115ZM118 47H119V44L117 45ZM116 46V47H117ZM132 47H133V45H131ZM131 46L130 47H128V48H131ZM140 46V45H139ZM148 46V45H147ZM180 46V45H179ZM179 46H178V48L177 49H181V48H179ZM183 45H181L180 47H182ZM221 46H223L224 47V49L226 48V43H225V46H224V44L222 43V45ZM241 46H243V45H241ZM14 47V46H13ZM76 47H78V46H76ZM116 47H113L114 49H116ZM176 47V46H175ZM213 47V46H212ZM214 47H217V48H215L214 49ZM214 47H213V49H214V52L215 51H217L216 49H219V52L218 53H222V54H224L225 53V51L226 50H228V49H221V50H224V51H220V45L218 46H215L214 45ZM235 47H233V48H235ZM17 48H19V47H17ZM43 48V47H42ZM44 48V49H45ZM105 48L107 49V47L105 46ZM113 48H110L109 46H108V49H107V51H106V49H105V51L108 53V57H109V60L107 61V62H109V61H111L112 59H114V58H112V57H114L113 56ZM120 48V47H119ZM134 48H136V46L135 47H133L132 49H134ZM23 49V48H22ZM39 49H41V47L39 48ZM38 49V50H39ZM81 49H82V47H81ZM80 49V50H81ZM111 49H112V51H111ZM132 49H131V51H132ZM151 49L152 50H154V48H152L151 47ZM173 49V48H172ZM210 49V48H209ZM237 49H235V50H237ZM262 49H264V48H261V50ZM11 50V49H10ZM82 50H84V49H82ZM81 50V51H82ZM117 50V49H116ZM138 51H139V48L137 49ZM179 50H177V51H179ZM234 50V49H233ZM237 50V51H238ZM260 50V49H259ZM259 50H257V52L258 53H260L259 52ZM19 51V50H18ZM40 51H43L42 49L40 50ZM46 52H47V50H45ZM74 51V52H73ZM118 51V50H117ZM208 51V50H207ZM229 51V50H228ZM227 51V52H228ZM237 51H235L236 52V54H237ZM240 51H243L242 49L240 50ZM240 51H238L239 53H241ZM262 51H264V50H262ZM32 52V51H31ZM83 52V51H82ZM119 52V51H118ZM117 52V53H118ZM126 52V51H125ZM133 52L134 51H132L131 53V55L132 56H134V54L136 53V51L134 52V54H133ZM139 52H141V51H139ZM256 52V53H257ZM23 53V52H22ZM27 53V52H26ZM38 53V52H37ZM115 53V52H114ZM175 53V52H174ZM218 53H217V55H218ZM20 54V53H19ZM24 54V53H23ZM23 54H21L22 55V57H23ZM33 54V53H32ZM31 54V55H32ZM122 54V53H121ZM136 54H139V53H136ZM216 54V53H215ZM227 54H229V52L227 53ZM231 54V53H230ZM229 54V55H230ZM236 54H234V51L232 52V56H234V55H236ZM242 54V53H241ZM240 54V56H242L243 57V54L241 55ZM246 54V53H245ZM262 54H264V52H262ZM9 55V54H8ZM31 55H29V56H31ZM34 55V54H33ZM124 55V54H123ZM155 55V54H154ZM216 55V56H217ZM238 55V54H237ZM48 56V55H47ZM107 56V55H106ZM139 56V55H138ZM138 56H137V58H138ZM142 56V55H141ZM141 56H140V60L142 59L141 58ZM208 56V55H207ZM215 56V55H214ZM219 56H221L220 54H219ZM223 56V55H222ZM221 56V57H222ZM246 56V55H245ZM27 57V56H26ZM117 57V56H116ZM119 57H120V54H119ZM123 57H125V56H123ZM131 57V56H130ZM130 57H129V59H130ZM135 58H136V56H134ZM134 57H132V58H134ZM143 57L145 58V56L143 55ZM148 56H146V58H147ZM224 57V56H223ZM231 57V56H230ZM235 57V56H234ZM233 57V58H234ZM238 57V56H237ZM241 57V58H242ZM20 59H21V57H19ZM44 58H45V55H44ZM52 58V57H51ZM121 58V57H120ZM119 58V59H120ZM131 58V59H132ZM135 58H134V61H135ZM136 58V59H137ZM145 58V60H148L149 58H147L146 59ZM160 58V57H159ZM183 58H181V59H183ZM206 58V57H205ZM208 58V57H207ZM206 58V59H207ZM239 58V57H238ZM247 57H245V59H246ZM4 58H2V61H4L3 60ZM46 59V58H45ZM127 59H128V56H127ZM151 59V58H150ZM153 59H154V57H153ZM174 59V58H173ZM183 59V60H184ZM202 59V60H201ZM213 59V58H212ZM221 59V58H220ZM225 59L226 58H222V61L224 60V62L226 63V61H225ZM229 59H232V58H229ZM237 58L235 57L234 59H233V61L235 60V63L234 64H232V65H236L237 63H236V61H238V60H236ZM245 59H243V60H245ZM23 60H25V59H23ZM27 60V59H26ZM69 62H68V61ZM107 60V59H106ZM122 60H123V58H122ZM126 60V59H125ZM125 60L124 61H122L123 63H125ZM138 60V59H137ZM139 60V61H140ZM143 60L144 59H142L141 60V62H143ZM180 60V59H179ZM183 60L181 61V63L183 62ZM261 60L262 59H260L259 61V63H260V68H259V70H261L262 68H264V67H262L261 68V65L262 64H264V63H262V62H264V60H262V62H261ZM7 61V60H6ZM29 61V60H28ZM42 61H43V58H42ZM132 61V60H131ZM133 61V62H134ZM139 61H137L138 63H139ZM204 61V60H203ZM205 61H207V60H205ZM222 61H220V64H219V66L221 65L222 67V70H224V66H225V63H223V64H221L222 63ZM12 62V61H11ZM23 62L24 61H21V64H23ZM30 62H31V60H30ZM29 62V63H30ZM117 62V61H116ZM141 62H140V65H141ZM154 62V61H153ZM177 62H178V60H177ZM185 62V61H184ZM209 62H211V60H209ZM227 62H228V60H227ZM231 62H232V60H231ZM2 63V62H1ZM111 63H112V61H111ZM128 63V62H127ZM151 63V62H150ZM149 63V64H150ZM180 63V62H179ZM179 63L177 64L176 63V65H174V66H178L179 65ZM180 63V64H181ZM203 63V62H202ZM208 63V62H207ZM239 63V62H238ZM10 64V63H9ZM15 64V63H14ZM42 64H44V65H42ZM105 66L107 67L109 64L108 63H106L105 62ZM112 64H114V63H112ZM183 64V63H182ZM200 64V63H199ZM228 64H230V63H228ZM228 64H226V67H228ZM3 65H5V67L8 65V63L6 64V62H5V64H3ZM11 65V64H10ZM13 65V64H12ZM134 65H135V63H134ZM134 65H132V67L134 66ZM137 66H138V64H136ZM158 65V64H157ZM204 65H209V64H206V62H205V64ZM22 66V65H21ZM28 66H29V64H28ZM136 66V69H137V71H139L140 69L142 70V68H138ZM143 66V65H142ZM180 66V65H179ZM183 65H181V69L182 68H185L184 66L182 67ZM218 66V67H219ZM1 67V66H0ZM2 67H4V66H2ZM9 66H7V68H8ZM11 67V66H10ZM25 67V66H24ZM105 67V68H106ZM199 67H200V65H199ZM209 67H210V65H209ZM225 67V68H226ZM27 67H25V69H26ZM34 68H36V69H34ZM86 68V67H85ZM84 68V69H85ZM118 68V69H117ZM131 68V67H130ZM175 68V67H174ZM197 68V67H196ZM196 68H193V70L192 71H194V69H196ZM206 68L207 67H205L204 66V69H205V72H206ZM214 68V67H213ZM213 68H211V70L213 69ZM231 68V67H230ZM13 69V68H12ZM15 69V68H14ZM17 69V68H16ZM28 69V71H30L29 70V68H27ZM120 69V70H119ZM124 69V70H123ZM134 69V68H133ZM139 69V70H138ZM149 69V68H148ZM179 69V68H178ZM191 69V68H190ZM198 69V68H197ZM209 70H210V68H208ZM232 69V68H231ZM230 69V70H231ZM238 69V68H237ZM2 70V69H1ZM3 70H4V68H3ZM35 70V71H34ZM87 70L85 69V73L87 72ZM127 70V71H126ZM132 70V69H131ZM135 70V69H134ZM140 70V71H141ZM185 71H186V69H184ZM215 70V69H214ZM229 70V71H230ZM258 70V71H259ZM8 71V70H7ZM9 71H11V69L9 70ZM14 71V70H13ZM25 71H27V70H25ZM24 71V72H25ZM88 71V72H89ZM110 71H112L111 72V74H110ZM143 71H145V70H143ZM153 71V70H152ZM180 71V70H179ZM179 71H178V78L177 79H179ZM184 71V72H185ZM191 70H190V72H192ZM196 71V70H195ZM243 70H241V72H242ZM262 71H264V70H262ZM87 72V73H88ZM174 72V71H173ZM177 72V71H176ZM183 71H182V76H183V73H184ZM197 72V71H196ZM198 72H199V69H198ZM197 72V73H198ZM226 72H228V71H226L225 70V73ZM231 72V71H230ZM237 72V71H236ZM240 72V71H239ZM240 72V73H241ZM260 72V71H259ZM31 73H34V74H31ZM40 73H41V75H42V73L44 74V76L42 77L43 78V83H41V76H40ZM133 73V72H132ZM139 73V72H138ZM137 73V74H138ZM155 73V72H154ZM187 74L189 73V71H187L186 72ZM192 73H194V72H192ZM196 73V74H197ZM199 73H201V72H199ZM209 73H211L210 71H209ZM225 73H223V74H225ZM229 73V72H228ZM227 73V74H228ZM233 73H234V71H233ZM238 73V72H237ZM243 73V72H242ZM262 73V72H261ZM25 76V78H24V76ZM135 74H136V71H135ZM218 74H220V73H218ZM222 74V75H223ZM230 74V73H229ZM119 75V74H118ZM127 75H128V73H127ZM132 75V74H131ZM139 75H141V78L143 77V75H142V72H141V74H139ZM136 76V77H140V76ZM155 75H156V73H155ZM159 75V74H158ZM198 75V74H197ZM205 76H206V73L204 74ZM222 75H219V76H222ZM233 75V74H232ZM87 76V77H88ZM176 76V75H175ZM182 76H180V77H182ZM186 76H190L191 77V75H190V73L188 74V75H186ZM186 76H184V77H186ZM208 76V77H207ZM206 77L208 78V79H206V81L207 80H209V76H210V74L209 75H207ZM218 76V77H219ZM224 76V75H223ZM222 76V78L224 79L225 78V76L223 77ZM227 76V75H226ZM96 77V78H95ZM113 77H115V78H113ZM135 77V76H134ZM145 77V76H144ZM198 77H199V75H198ZM201 77V80L200 81H202V79H203V81H202V83H204V82H206L205 81V77L203 78V76H200ZM229 77V76H228ZM227 77V78H228ZM262 77H264V75H262ZM24 78V79H23ZM90 78V79H91ZM128 78V79H127ZM141 78H139V79H141ZM146 78H148V77H146ZM146 78H145V80H143V81H141L142 82V84L144 85V83L143 82H145V81H147L145 84V86H147V84L149 83V81H150V79H149V81H148V79L146 80ZM152 78V77H151ZM156 78V77H155ZM154 78V79H155ZM163 78V77H162ZM189 78V77H188ZM238 78V77H237ZM89 79V80H90ZM97 80L96 79V83L98 84V81L100 82V80ZM110 79V80H111ZM124 79L125 80H127L128 81V83H129V81H130V77H124L123 78V81H124ZM136 79V78H135ZM165 79V78H164ZM176 79V78H175ZM176 79V80H177ZM185 79V78H184ZM230 79V78H229ZM229 79H227L228 81H229ZM28 80V79H27ZM33 80V79H32ZM111 80V81H112ZM132 80V79H131ZM152 80V79H151ZM163 80V79H162ZM191 81H193V78H191L190 79ZM218 80H219V78H218ZM225 80H226V78H225ZM231 80V79H230ZM85 81H87V83H84ZM93 81V82H92ZM107 81V80H106ZM120 81V80H119ZM117 82V83H120L121 84V81L120 82ZM138 81V80H137ZM140 81V80H139ZM155 81V80H154ZM178 81V80H177ZM180 81H183V79L182 80H180ZM227 81V82H228ZM25 82H26V80H25ZM103 82H105V80H103V81H101V83L103 84ZM125 82V81H124ZM133 83H134V78H133V81H132ZM210 82V81H209ZM226 82V81H225ZM226 82V83H227ZM183 83V82H182ZM188 83V82H187ZM211 83V82H210ZM225 83V84H226ZM5 84V83H4ZM95 84V83H94ZM100 84V83H99ZM98 84V85H99ZM105 84V83H104ZM108 84V83H107ZM126 84V83H125ZM124 84V85H125ZM141 83H140V85H142ZM151 84V83H150ZM189 84V83H188ZM190 84H191V82H190ZM190 84L188 85V86H190ZM193 84L195 85V83H194V81H193ZM224 84V83H223ZM116 85V84H115ZM114 85V83H112V86L114 87L115 86ZM118 85V84H117ZM128 85H130V83L128 84ZM128 85H126L127 87H128ZM137 85V84H136ZM139 85V86H140ZM209 86H208V90L210 91L211 89H212V85H210V84H208ZM119 86V85H118ZM133 86V85H132ZM145 86H142L143 88L145 87ZM191 86H192V84H191ZM211 86V87H210ZM216 86V85H215ZM1 87H3V86H1ZM95 87L97 88V86L95 85ZM101 87V86H100ZM127 87H125L124 86V88H127ZM142 87H140V88H142ZM155 87V88H154ZM181 87V86H180ZM195 87V86H194ZM201 87V86H200ZM210 87V88H209ZM4 88H5V86H4ZM94 87H92V89H93ZM99 88V87H98ZM97 88V89H98ZM116 88V87H115ZM119 88H121V87H119ZM122 88H123V85H122ZM120 89L121 91L124 89ZM148 88V87H147ZM152 88V87H151ZM190 88V87H189ZM188 88V89H189ZM192 88H193V86H192ZM190 89V90H192V92L194 91L193 89ZM217 88V87H216ZM215 88V89H216ZM223 88V87H222ZM35 91H34V90ZM43 89H44V91H43ZM95 89V88H94ZM118 89V88H117ZM132 89V88H131ZM138 89H139V87H138ZM137 89V90H138ZM146 89V88H145ZM153 90L154 89H157L156 88V86H153V88H152ZM151 89V90H152ZM177 89H180L179 87L177 88ZM182 89H184V88H182ZM185 89H186V87H185ZM199 89H201V88H199ZM220 89V88H219ZM98 90H100V88L98 89ZM114 90V89H113ZM112 90V91H113ZM128 89H125L124 91H127ZM142 89H140V90H138V91H141ZM158 90V89H157ZM213 90H214V88H213ZM225 90V89H224ZM120 91V92H121ZM128 91H130V90H128ZM127 91V92H128ZM179 91V90H178ZM182 91V90H181ZM186 91V90H185ZM197 92H198V90H196ZM200 92H201V90H199ZM209 91H208V93H209ZM212 91V90H211ZM216 91H218V89L217 90H215V92ZM226 91V90H225ZM116 92V91H115ZM118 92H119V90H118ZM118 92H116V93H118ZM123 92V91H122ZM142 92V91H141ZM154 92V91H153ZM157 92V91H156ZM195 92V91H194ZM196 92V93H197ZM213 92V91H212ZM210 93V96H212L211 94H214V93ZM220 91H218V93H219ZM89 93H90V95H91V97L92 98H88V95H89ZM126 93V92H125ZM140 93V92H139ZM161 93V92H160ZM181 93V92H180ZM199 93V92H198ZM88 94V95H87ZM114 94V93H113ZM121 94V93H120ZM123 94V93H122ZM127 95H128V93H126ZM183 94H187V92H185V93H183ZM216 95H217V93H215ZM214 94V96L215 97H217L216 95ZM189 95H191V93H189ZM202 94H200V96H201ZM214 96H213V98H214ZM90 97V96H89ZM49 98V99H50ZM91 99V100H88V99ZM48 99V100H49ZM140 99V98H139ZM247 99V98H246ZM55 100V102H57ZM108 100V99H107ZM51 101V100H50ZM49 101V102H50ZM244 101V100H243ZM254 101V100H253ZM95 102V101H94ZM126 102V101H125ZM202 102V101H201ZM256 102V101H255ZM53 103V102H52ZM115 103V102H114ZM55 104H57V103H55ZM242 104V103H241ZM244 104V103H243ZM254 104V103H253ZM46 105V106H45ZM65 105V106H66ZM191 105V104H190ZM54 106V105H53ZM52 106V107H53ZM247 106V105H246ZM249 106V105H248ZM245 107V106H244ZM254 107V106H253ZM256 107V106H255ZM49 109V108H48ZM66 110V111H67ZM248 110H250V109H248ZM247 111V110H246ZM257 111V110H256ZM255 111V112H256ZM262 111H264V110H262ZM54 112V111H53ZM86 112H84L83 114H87ZM247 113V112H246ZM60 114V113H59ZM82 114V113H81ZM256 114V113H255ZM47 115V114H46ZM48 116V115H47ZM61 116H63V115H61ZM79 117H81V115H78ZM254 116V115H253ZM64 117V118H65ZM86 117V116H85ZM65 118V119H66ZM254 118H256V117H254ZM41 119H43V124H42V122H41ZM55 119V118H54ZM64 119V120H65ZM68 119H66V120H68ZM85 119V118H84ZM245 119V118H244ZM56 120V119H55ZM256 120V119H255ZM52 121V120H51ZM54 122V121H53ZM53 122H52V124H53ZM70 122V121H69ZM68 122V123H69ZM73 122V121H72ZM80 122V121H79ZM78 122V123H79ZM253 122V121H252ZM67 123V122H66ZM82 123V122H81ZM87 123V122H86ZM259 124V123H258ZM59 125V124H58ZM76 125V124H75ZM58 127V126H57ZM64 128V127H63ZM70 129V128H69ZM58 130V129H57ZM82 130V129H81ZM85 131V130H84ZM60 134V133H59ZM253 140V139H252ZM74 148H76V147H74ZM247 148V147H246ZM250 149V148H249ZM246 150V149H245ZM248 151V150H247ZM254 151V150H253ZM252 151V152H253ZM246 152V151H245ZM69 153V152H68ZM109 154V153H108ZM249 154V153H248ZM79 155V154H78ZM143 155V154H142ZM64 156V157H63ZM68 156V155H67ZM119 156V155H118ZM13 157H11V160H12V158ZM75 158H77V157H75ZM78 158H79V156H78ZM84 158V157H83ZM114 158V157H113ZM117 158H119V157H117ZM224 158V157H223ZM10 159V158H9ZM69 159V158H68ZM220 159V158H219ZM228 159V158H227ZM8 160V159H7ZM6 160V162H8V161H10L11 162V160H8L7 161ZM71 160V159H70ZM82 160V159H81ZM119 160V159H118ZM229 160V159H228ZM247 160V159H246ZM3 161H5V160H3ZM107 161V160H106ZM116 161V160H115ZM220 161H222V159L220 160ZM224 161V160H223ZM240 161V160H239ZM105 162V161H104ZM103 162V163H104ZM112 162H114V161H112ZM110 163H108L109 165H110ZM22 164V163H21ZM26 164V163H25ZM106 164V163H105ZM223 164V163H222ZM226 164V163H225ZM103 165V164H102ZM133 165H134V167H133ZM236 165V164H235ZM239 165V164H238ZM227 166H229V165H227ZM226 166V167H227ZM25 167H23V168H25ZM101 167V166H100ZM108 167V166H107ZM19 168V167H18ZM30 168V169H29ZM91 168V167H90ZM105 168V167H104ZM228 168V167H227ZM28 169V170H27ZM137 169V170H136ZM223 169V168H222ZM104 170V169H103ZM139 170V171H138ZM249 170V169H248ZM32 171H30V172H32ZM83 171V170H82ZM105 171V170H104ZM84 172V171H83ZM90 172V170L88 171V173ZM134 172H136V173H134ZM218 172V171H217ZM80 174H81V172H80ZM91 173H89L88 175H90ZM217 174V173H216ZM24 175V174H23ZM94 175V174H93ZM92 175V176H93ZM101 175V174H100ZM262 175H264V174H262ZM9 176V175H8ZM32 176V175H31ZM30 176V177H31ZM33 176H35V175H33ZM75 176H79L82 180V183H77V181L78 180H80V178L79 177H77L78 178V180H76L77 178L75 177ZM91 176V175H90ZM220 176V175H219ZM222 176V175H221ZM87 177V176H86ZM262 177H264V176H262ZM90 179V178H89ZM217 179V178H216ZM219 179V178H218ZM251 179V178H250ZM92 180V179H91ZM258 180V179H257ZM17 181V180H16ZM36 181V180H35ZM83 181H85V182H83ZM93 181V180H92ZM213 181V180H212ZM28 182V181H27ZM152 182V181H151ZM220 182V181H219ZM243 182V181H242ZM253 182V181H252ZM262 182V181H261ZM86 184V186L88 187L87 189L85 188V184ZM21 184V183H20ZM19 184V185H20ZM24 184V183H23ZM38 184V183H37ZM98 184V183H97ZM214 184V183H213ZM216 184H219L218 182L216 183ZM252 185V184H251ZM254 185V184H253ZM17 186V185H16ZM90 186H91V184H90ZM99 186V185H98ZM220 187H221V184L219 185ZM255 186V185H254ZM253 186V187H254ZM28 187V186H27ZM97 187V186H96ZM102 187V186H101ZM232 187V186H231ZM248 187V186H247ZM251 187V186H250ZM23 188V187H22ZM94 188H95V186H94ZM149 188V189H148ZM235 188V187H234ZM48 189V188H47ZM88 189H89V191H88ZM96 189V188H95ZM223 189V188H222ZM227 189H229V188H227ZM233 189V188H232ZM236 189V188H235ZM254 189V188H253ZM262 189H264V188H262ZM22 190V189H21ZM55 190V191H56ZM148 190V191H147ZM150 190V191H149ZM230 191H231V189H229ZM228 190V191H229ZM251 190V189H250ZM260 190V189H259ZM100 191V190H99ZM227 191V190H226ZM229 191V192H230ZM262 191H264V190H262ZM96 193H98V189H97V191H95ZM139 192V193H138ZM251 192V191H250ZM257 192V191H256ZM55 193V192H54ZM221 193V192H220ZM223 193V192H222ZM221 193V194H222ZM232 193V192H231ZM99 194V193H98ZM238 194V193H237ZM27 195V194H26ZM51 195V194H50ZM143 195V196H142ZM163 195H164V193H163ZM232 195H233V193H232ZM231 195V197H233ZM135 196V197H134ZM145 196V197H144ZM147 196V197H146ZM223 196V195H222ZM41 197V196H40ZM2 198V197H1ZM0 198V199H1ZM234 198V197H233ZM249 198V197H248ZM30 199V198H29ZM54 199V200H55ZM60 199V200H61ZM129 199V198H128ZM136 199L134 200V199H132L133 200V202L134 201H136ZM231 199V198H230ZM240 199V198H239ZM252 199V198H251ZM54 200H52V201H54ZM138 200V199H137ZM241 200V199H240ZM246 200V199H245ZM13 201V200H12ZM56 201V200H55ZM54 201V202H55ZM131 201V200H130ZM230 201V200H229ZM242 201V200H241ZM132 202V201H131ZM139 203V202H138ZM141 203V202H140ZM139 203V204H140ZM245 203V202H244ZM25 204V203H24ZM239 204V203H238ZM242 204H243V202H242ZM18 205V204H17ZM22 205V204H21ZM30 205V204H29ZM147 205V204H146ZM27 206V205H26ZM228 206H229V204H228ZM57 207H58V205H57ZM61 207V208H62ZM231 207V206H230ZM34 208V207H33ZM31 209V208H30ZM35 209V208H34ZM57 209V208H56ZM55 209V210H56ZM116 209H117V206H116ZM115 209V210H116ZM127 210V209H126ZM57 211V210H56ZM118 211V210H117ZM141 211V210H140ZM25 212V211H24ZM68 212V213H69ZM144 213V212H143ZM56 214H57V212H56ZM63 214L65 215V213H64V211H63ZM48 215V214H47ZM46 215V216H47ZM144 215V214H143ZM58 216V215H57ZM123 217V216H122ZM68 218V217H67ZM71 219V218H70ZM71 221H72V219H71ZM61 222V221H60ZM59 222V223H60ZM70 223V222H69ZM123 223H124V221H123ZM75 224V223H74ZM147 224V223H146ZM58 225V224H57ZM148 225V224H147ZM147 225H145L146 227H147ZM71 226V225H70ZM142 226V225H141ZM59 227V226H58ZM78 227V226H77ZM118 227V226H117ZM146 227H145V229H146ZM60 228V227H59ZM73 228V227H72ZM75 229H76V227H74ZM141 228H143V227H140V229ZM122 229V228H121ZM70 230V229H69ZM77 230V229H76ZM141 230H143L144 231V229H141ZM146 232V231H145ZM85 233H83V234H85ZM82 234V235H83ZM149 234V233H148ZM110 235V234H109ZM51 236V235H50ZM65 236V235H64ZM84 237V236H83ZM66 238H68V236L66 237ZM48 239H49V237H48ZM70 239V238H69ZM100 239V238H99ZM45 240V239H44ZM47 240V239H46ZM64 240V239H63ZM58 241V240H57ZM65 241V240H64ZM60 242H62V241H60ZM63 243V242H62ZM61 243V244H62ZM101 243V242H100ZM65 244V243H64ZM114 244V243H113ZM67 245V243L64 245V246H66ZM90 245V246H91ZM115 246H117V245H115ZM60 247V246H59ZM92 247H91V249H92ZM114 247V246H113ZM64 248V247H63ZM89 249V248H88ZM64 250V249H63ZM66 250H68V249H66ZM90 250V249H89ZM96 250V249H95ZM69 251V250H68ZM92 251H93V249H92ZM65 252V251H64ZM73 252V251H72ZM89 252V251H88ZM98 252V251H97ZM186 253V252H185ZM63 254V253H62ZM66 254V253H65ZM68 254H69V252H68ZM73 254V253H72ZM132 254V253H131ZM107 255V254H106ZM187 255V254H186ZM70 256V255H69ZM82 256V255H81ZM98 256V255H97ZM69 258V257H68ZM70 258H71V256H70ZM69 258V259H70ZM94 258H96V257H94ZM73 260V259H72ZM97 260V259H96ZM91 261V260H90ZM143 261V260H142ZM70 262V261H69ZM88 262H89V260H88ZM97 262V261H96ZM40 263V262H39ZM85 264H87V263H85ZM88 264H93L92 262L90 263H88Z\"/></svg>", "mask_w": 264, "mask_h": 264}]
</instances>
